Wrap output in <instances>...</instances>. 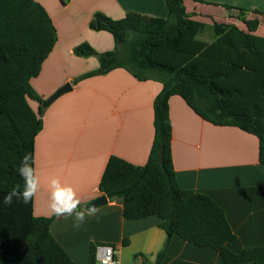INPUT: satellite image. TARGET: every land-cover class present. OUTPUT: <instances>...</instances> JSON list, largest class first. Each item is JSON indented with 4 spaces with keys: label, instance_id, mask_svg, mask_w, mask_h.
Segmentation results:
<instances>
[{
    "label": "trees",
    "instance_id": "16d2710c",
    "mask_svg": "<svg viewBox=\"0 0 264 264\" xmlns=\"http://www.w3.org/2000/svg\"><path fill=\"white\" fill-rule=\"evenodd\" d=\"M165 2L167 18L132 12L114 20L97 12L90 28L111 34L115 50L98 53L88 44L74 50L78 57L97 58L100 65L75 83L125 69L139 81L163 84L154 101V141L146 165L112 156L99 189L110 200L122 202L124 219L154 217L170 236L154 263L136 256L141 264H162L174 236L216 251L223 264H264V246L231 249L236 235L211 198L180 188L169 105L173 96H180L205 121L254 135L264 167V38L255 35L260 21L248 20L247 10L224 6L239 12L246 30L232 24L208 26L191 19L183 0ZM210 27L213 40H201ZM56 42V28L40 3L0 0V201L16 183L23 184L17 167L25 152L32 155L35 167V140L43 129L45 108L31 81L40 76ZM161 148L163 163L158 161ZM54 220L34 216V198L28 204L15 201L11 207L0 203V264H76L51 233ZM128 243L126 239L124 246ZM95 251L90 264H96Z\"/></svg>",
    "mask_w": 264,
    "mask_h": 264
},
{
    "label": "crops",
    "instance_id": "0c3cea01",
    "mask_svg": "<svg viewBox=\"0 0 264 264\" xmlns=\"http://www.w3.org/2000/svg\"><path fill=\"white\" fill-rule=\"evenodd\" d=\"M34 1L51 17L57 42L40 76L32 79V87L47 100L64 85H72V91L45 109L43 129L35 140V169L41 187L34 197V216L55 217L51 233L76 264H90L91 251L98 245L113 247L117 264H141L142 258L136 257L139 255L154 263L170 239L159 228L158 219L128 221L123 217L122 202L107 197L106 206L74 229V216L58 218L50 213L48 182L59 176L72 185L80 199L79 208L84 210L104 196L99 185L112 156L135 166L146 165L154 141V101L163 84L154 79L139 81L125 69L75 83L100 65L97 58L78 57L74 50L83 44L98 53L115 50L111 34L90 28L97 12L114 20L132 12L167 18L166 2ZM183 1L191 19L208 26L230 24L229 20L239 15L224 6L247 10L248 20L260 21L255 35L264 38V15L258 14H264V0ZM232 25L239 27L237 23ZM205 34L201 40H205ZM169 105L172 157L180 188L202 193L224 210L237 238L231 244L234 252L264 246V167L259 162L258 138L236 127L205 121L180 96H173ZM31 106L38 109L36 103ZM126 239L129 243L124 246ZM162 264L223 262L216 251L197 248L174 236Z\"/></svg>",
    "mask_w": 264,
    "mask_h": 264
},
{
    "label": "clouds",
    "instance_id": "9594fccd",
    "mask_svg": "<svg viewBox=\"0 0 264 264\" xmlns=\"http://www.w3.org/2000/svg\"><path fill=\"white\" fill-rule=\"evenodd\" d=\"M33 157L25 152L17 167V174L23 180V184L16 183L11 191L7 192L0 203L11 207L15 201L28 204L33 200L41 187L40 176L33 166ZM49 204L48 208L56 217L74 216L73 228L79 229L87 217L95 216L97 209L91 205L80 210V199L76 189L67 183L62 182L59 176H53L48 182Z\"/></svg>",
    "mask_w": 264,
    "mask_h": 264
},
{
    "label": "water",
    "instance_id": "95a60500",
    "mask_svg": "<svg viewBox=\"0 0 264 264\" xmlns=\"http://www.w3.org/2000/svg\"><path fill=\"white\" fill-rule=\"evenodd\" d=\"M70 91H72V85L69 83L64 85L57 92H55L50 98H48L47 100H44L43 108L46 109V108L50 107L57 99H59L61 96L65 95V94L69 93ZM158 161L160 163H163V149L162 148L159 150ZM107 204H108L107 196L104 195V196L94 200L90 204H88L87 207H89L91 205H95L96 209H100V208L106 206ZM168 238H170V236H168Z\"/></svg>",
    "mask_w": 264,
    "mask_h": 264
},
{
    "label": "built area",
    "instance_id": "2783aa9c",
    "mask_svg": "<svg viewBox=\"0 0 264 264\" xmlns=\"http://www.w3.org/2000/svg\"><path fill=\"white\" fill-rule=\"evenodd\" d=\"M115 249L107 245L96 246L95 260L98 264H117Z\"/></svg>",
    "mask_w": 264,
    "mask_h": 264
},
{
    "label": "rangeland",
    "instance_id": "374dc122",
    "mask_svg": "<svg viewBox=\"0 0 264 264\" xmlns=\"http://www.w3.org/2000/svg\"><path fill=\"white\" fill-rule=\"evenodd\" d=\"M234 16H235V15H234ZM222 23H224V22H222ZM229 23H230V24L237 23L238 26H239L240 28H242V29L245 28V26H244V25L241 23V21L238 19V16L236 17V19H235V17H233V19L229 20ZM211 28H212V27H210L209 31L205 34V37H204L205 41L210 42V41L213 40V39H212L213 31H212ZM124 48H126V47H124ZM133 259H134V258H133Z\"/></svg>",
    "mask_w": 264,
    "mask_h": 264
}]
</instances>
